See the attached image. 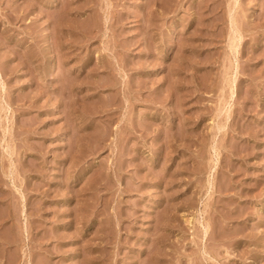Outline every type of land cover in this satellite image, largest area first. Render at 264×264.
<instances>
[{
	"label": "rangeland",
	"instance_id": "obj_1",
	"mask_svg": "<svg viewBox=\"0 0 264 264\" xmlns=\"http://www.w3.org/2000/svg\"><path fill=\"white\" fill-rule=\"evenodd\" d=\"M0 264H264V0H0Z\"/></svg>",
	"mask_w": 264,
	"mask_h": 264
}]
</instances>
